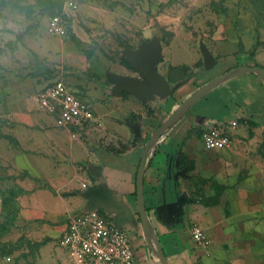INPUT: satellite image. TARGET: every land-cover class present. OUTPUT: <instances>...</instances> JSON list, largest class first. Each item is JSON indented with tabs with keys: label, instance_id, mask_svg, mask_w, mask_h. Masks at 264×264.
<instances>
[{
	"label": "crops",
	"instance_id": "0c3cea01",
	"mask_svg": "<svg viewBox=\"0 0 264 264\" xmlns=\"http://www.w3.org/2000/svg\"><path fill=\"white\" fill-rule=\"evenodd\" d=\"M19 41L0 45V188H5L0 192H15L14 236L0 237V244L10 242L14 249L7 256L0 253V264H72L60 241L76 213L98 209L119 228L139 235L142 153L175 107L176 86L185 81L167 80V93L142 100L119 90L113 77L110 86L98 89L93 82L67 78L98 122L84 129L59 127L56 116L40 111L33 99L55 82H40V48L36 43L27 49ZM51 50L40 53L48 56ZM134 71L111 70L139 79ZM259 87L249 93L253 101L220 105L214 111L219 123L213 125H225L231 136V123L242 117L264 122V82ZM193 119H181L160 139L145 171L148 214L169 264H264V159L254 153V139L231 136L228 148L205 150L202 138L200 145L192 136L202 128ZM195 224L203 231L201 244L192 235ZM155 257L151 250L153 264ZM136 259L135 254V264Z\"/></svg>",
	"mask_w": 264,
	"mask_h": 264
},
{
	"label": "rangeland",
	"instance_id": "374dc122",
	"mask_svg": "<svg viewBox=\"0 0 264 264\" xmlns=\"http://www.w3.org/2000/svg\"><path fill=\"white\" fill-rule=\"evenodd\" d=\"M69 2L77 7L68 8ZM54 13L66 17L65 37L51 35L47 30ZM10 39L13 42L20 39L19 42L25 43L21 46L27 49L38 44L40 62L36 72L42 84L69 78L75 83L93 82L97 89L110 86L112 69L125 66L135 72L124 54L126 48L138 50L144 43L157 46L161 51L156 65L159 74L173 84L185 81L182 87L176 86L173 113L197 90L195 86L240 65L264 67V46L254 56L248 54L258 39L264 42V0H0V45L5 46ZM46 49H52L53 54L41 55ZM206 51L213 56L211 66L207 65ZM263 82L256 73L230 79L196 103L181 123L194 117L202 128H197L192 136L201 145L203 128L219 123L214 111H220V105L233 106L231 100L253 101L254 95L251 98L249 93L257 92ZM93 87L84 92L93 91ZM231 124L232 138L254 139V153L264 159V122L242 117ZM184 164L191 167L187 159ZM14 197L15 192H0L1 221L8 217L4 231L0 230L1 238L8 239L15 233ZM126 231L137 257L136 264H153L151 249L143 243L141 224L139 235L132 228ZM13 249L10 242L0 244V253L6 256ZM155 261L161 264L157 257Z\"/></svg>",
	"mask_w": 264,
	"mask_h": 264
},
{
	"label": "built area",
	"instance_id": "2783aa9c",
	"mask_svg": "<svg viewBox=\"0 0 264 264\" xmlns=\"http://www.w3.org/2000/svg\"><path fill=\"white\" fill-rule=\"evenodd\" d=\"M76 7L73 2L68 3V8ZM47 30L51 35L65 37L68 32L65 15L50 17ZM33 99L40 111L56 116L59 127L84 129L98 122L90 104L64 80L55 81L36 93ZM202 142L205 150L220 151L228 148L232 139L225 125H213L203 133ZM192 235L197 243H202L204 235L198 225L192 227ZM60 245L72 264H135V251L129 234L99 210L71 216L68 231Z\"/></svg>",
	"mask_w": 264,
	"mask_h": 264
},
{
	"label": "water",
	"instance_id": "95a60500",
	"mask_svg": "<svg viewBox=\"0 0 264 264\" xmlns=\"http://www.w3.org/2000/svg\"><path fill=\"white\" fill-rule=\"evenodd\" d=\"M160 52L159 47H151L148 43H144L138 50H134L130 47L126 48L124 54L138 72L139 79L113 75V79L116 81L118 89L121 91H127L142 100H145L148 94L167 93L169 90V82L159 74L156 67L157 58L160 56ZM205 56L207 65L211 66L214 64L213 56L209 51H206ZM249 73H256L264 80V67L257 65H240L202 85L170 114L145 145L137 173V203L145 240L154 255L160 260L161 264H169V261L150 220L144 191L145 171L150 153L156 148L160 139L181 119H183L198 101L206 97L226 81ZM91 192L92 190H90V194Z\"/></svg>",
	"mask_w": 264,
	"mask_h": 264
},
{
	"label": "trees",
	"instance_id": "16d2710c",
	"mask_svg": "<svg viewBox=\"0 0 264 264\" xmlns=\"http://www.w3.org/2000/svg\"><path fill=\"white\" fill-rule=\"evenodd\" d=\"M57 14H60V13H54V14H52L50 17H52V16H55V15H57ZM261 46H264V42L263 41H261L260 39H258L257 40V42L252 46V48H251V51L248 53L249 55H250V57L251 56H254L255 55V52L259 49V47H261ZM257 66H259V65H257ZM153 151H151V153H152ZM150 153V154H151ZM8 218V217H7ZM6 218V219H7ZM5 226H6V221L4 222V223H1L0 222V230L1 229H3V231H4V229H5ZM4 233V232H3ZM1 237V236H0Z\"/></svg>",
	"mask_w": 264,
	"mask_h": 264
}]
</instances>
